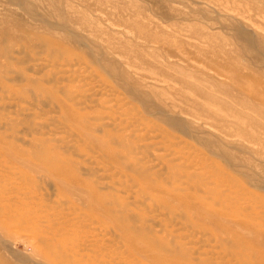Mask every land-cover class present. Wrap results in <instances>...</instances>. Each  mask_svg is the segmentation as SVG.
Segmentation results:
<instances>
[{"label": "rangeland", "instance_id": "374dc122", "mask_svg": "<svg viewBox=\"0 0 264 264\" xmlns=\"http://www.w3.org/2000/svg\"><path fill=\"white\" fill-rule=\"evenodd\" d=\"M0 264H264V0H0Z\"/></svg>", "mask_w": 264, "mask_h": 264}, {"label": "bare ground", "instance_id": "6f19581e", "mask_svg": "<svg viewBox=\"0 0 264 264\" xmlns=\"http://www.w3.org/2000/svg\"><path fill=\"white\" fill-rule=\"evenodd\" d=\"M126 215H127V214H126ZM193 226H194V225H193ZM204 231H205V230H204ZM128 232H129V231H128ZM148 233H149V232H148ZM148 233H147V234H148ZM153 237H154V236H153ZM234 244H235V243H234ZM68 250H69V249H68ZM231 251H232V250H231ZM189 257H190V256H189ZM161 260H162V259H161ZM208 261H209V260H208ZM209 262H210V261H209Z\"/></svg>", "mask_w": 264, "mask_h": 264}]
</instances>
